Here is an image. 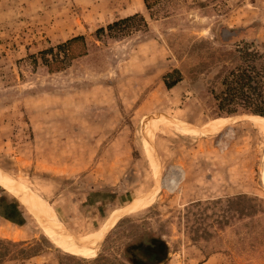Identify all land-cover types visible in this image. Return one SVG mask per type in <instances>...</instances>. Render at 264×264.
<instances>
[{"label": "rangeland", "instance_id": "rangeland-1", "mask_svg": "<svg viewBox=\"0 0 264 264\" xmlns=\"http://www.w3.org/2000/svg\"><path fill=\"white\" fill-rule=\"evenodd\" d=\"M151 2L0 0L2 264H134L152 237L154 264H264V134L217 99L241 50L264 64V0Z\"/></svg>", "mask_w": 264, "mask_h": 264}, {"label": "trees", "instance_id": "trees-1", "mask_svg": "<svg viewBox=\"0 0 264 264\" xmlns=\"http://www.w3.org/2000/svg\"><path fill=\"white\" fill-rule=\"evenodd\" d=\"M151 1L152 0H144L148 9H151L152 7ZM136 19H141L143 24L145 26L147 25L144 15L142 13H135L111 22L107 24V26L98 28L96 33L99 36L105 33L110 36L124 35L129 30H132L133 25L131 23ZM226 37L227 36H222V39L224 41H227V39L229 40V38ZM79 39H84V37H74L63 44H60L59 48L66 50L72 42ZM241 53L244 54L243 58L247 63L240 65L226 76V81L224 82L225 90L220 95H217V99L222 107L227 110L228 115L244 111L264 119V64L258 67L250 62L251 60H255L256 53H254V51L248 52L241 50ZM176 73H179L177 69L165 75L166 83L170 88L174 87L181 80L180 78H177L170 81L174 78ZM242 198L255 201V198L248 197L247 195ZM10 245L17 244L0 240V264H2L11 254L9 249ZM138 249L140 250L141 248ZM141 251L146 259L143 260V258L134 254L131 259L134 264L160 263L167 258L169 247L163 238L152 237L150 242L142 248ZM135 252H138V250ZM12 254H14V252Z\"/></svg>", "mask_w": 264, "mask_h": 264}, {"label": "bare ground", "instance_id": "bare-ground-1", "mask_svg": "<svg viewBox=\"0 0 264 264\" xmlns=\"http://www.w3.org/2000/svg\"><path fill=\"white\" fill-rule=\"evenodd\" d=\"M257 118L254 119V122L253 124L255 125L256 128H258L259 131H261L263 134H264V119L261 118V117H258V116H255ZM228 119L227 118H217L215 120V123L213 122L212 125H210L209 127H212L213 128H210L211 130H216L217 128L221 127L222 125V122L224 123V121H227ZM222 124V125H221ZM219 125V126H218ZM217 126V127H216ZM182 129V128H181ZM260 132V133H261ZM2 177H0L1 179ZM14 181H16V186H17V189L18 191L21 193L22 196H25V194L27 196H29L30 198H33L37 201V203H39V205L46 209L47 212L50 211V209L46 206L47 204V201L41 197V195L35 191L34 189L30 188L27 184H25L24 182L20 181V179H15ZM5 182V180H4ZM53 210V209H51ZM53 220V219H52ZM55 220V219H54ZM104 230V229H103ZM102 235H100L98 238L96 239H99ZM69 240V239H68ZM74 240V239H73ZM95 239L93 238L92 240L90 239H78L77 240V243L75 242H69L68 246L72 249V251H74L75 253H78V254H85L88 250H91V249H85V248H80L78 247L79 245H83V244H87L89 243L90 241H94ZM66 243V242H65ZM70 249V250H71ZM92 251V250H91ZM89 255H90V252H88Z\"/></svg>", "mask_w": 264, "mask_h": 264}, {"label": "water", "instance_id": "water-1", "mask_svg": "<svg viewBox=\"0 0 264 264\" xmlns=\"http://www.w3.org/2000/svg\"><path fill=\"white\" fill-rule=\"evenodd\" d=\"M252 115H254V114H252ZM261 116V115H260ZM264 117V116H263ZM101 240V239H100Z\"/></svg>", "mask_w": 264, "mask_h": 264}]
</instances>
